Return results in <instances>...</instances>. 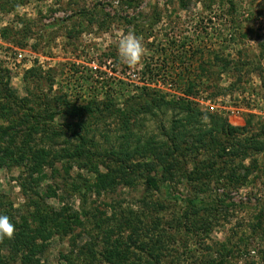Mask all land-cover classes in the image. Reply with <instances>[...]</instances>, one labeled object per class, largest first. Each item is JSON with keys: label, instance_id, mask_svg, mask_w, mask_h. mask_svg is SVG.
Masks as SVG:
<instances>
[{"label": "rangeland", "instance_id": "obj_1", "mask_svg": "<svg viewBox=\"0 0 264 264\" xmlns=\"http://www.w3.org/2000/svg\"><path fill=\"white\" fill-rule=\"evenodd\" d=\"M0 214V264H264V0H0Z\"/></svg>", "mask_w": 264, "mask_h": 264}, {"label": "clouds", "instance_id": "obj_2", "mask_svg": "<svg viewBox=\"0 0 264 264\" xmlns=\"http://www.w3.org/2000/svg\"><path fill=\"white\" fill-rule=\"evenodd\" d=\"M118 57L129 65L138 64L144 55V46L140 37L132 32L123 35L117 45ZM14 224L7 215L0 214V237H11L14 233Z\"/></svg>", "mask_w": 264, "mask_h": 264}, {"label": "trees", "instance_id": "obj_3", "mask_svg": "<svg viewBox=\"0 0 264 264\" xmlns=\"http://www.w3.org/2000/svg\"><path fill=\"white\" fill-rule=\"evenodd\" d=\"M147 71V72H146ZM143 74V73H142ZM145 74L148 76V78H153V73H152V71H151V69L150 68H148V66H147V68H146V70H145ZM144 75V74H143ZM145 89H146V87H144ZM189 92L190 91H186V94H189ZM174 147V146H173ZM84 149H85V147H83V151H84ZM126 149V147L125 148H121L120 149V147H119V150L120 151H111L112 153H111V155H114V156H119V158H118V160H117V162H126V163H128L129 161H130V159H131V153L130 152H128L127 150H125ZM137 153V152H136ZM136 153H135V156H136ZM79 154V153H78ZM132 155H134V154H132ZM131 164V163H130ZM119 168V167H118ZM54 222H56V221H54ZM59 223L58 224H56V226H57V228H59V227H61L62 225H63V227H61V228H67L66 226H67V224H65L64 223V220L63 221H58ZM33 242V241H32ZM21 243L18 241V245H20ZM36 249H37V245H36V247H35ZM29 263H32V260H30L27 264H29ZM32 264H37V262L36 263H32Z\"/></svg>", "mask_w": 264, "mask_h": 264}]
</instances>
